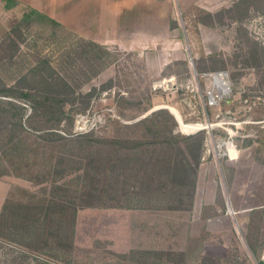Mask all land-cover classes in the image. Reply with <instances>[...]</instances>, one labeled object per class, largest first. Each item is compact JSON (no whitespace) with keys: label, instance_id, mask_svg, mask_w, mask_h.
Returning a JSON list of instances; mask_svg holds the SVG:
<instances>
[{"label":"rangeland","instance_id":"rangeland-1","mask_svg":"<svg viewBox=\"0 0 264 264\" xmlns=\"http://www.w3.org/2000/svg\"><path fill=\"white\" fill-rule=\"evenodd\" d=\"M234 3L184 9L155 49L91 47L33 11L19 53L0 31L2 82L43 102L60 77L74 100L0 108V264H264V0ZM223 71L232 94L208 108L204 76ZM161 107L202 139L198 166L178 143L186 174L166 116L132 127Z\"/></svg>","mask_w":264,"mask_h":264},{"label":"crops","instance_id":"crops-1","mask_svg":"<svg viewBox=\"0 0 264 264\" xmlns=\"http://www.w3.org/2000/svg\"><path fill=\"white\" fill-rule=\"evenodd\" d=\"M236 0H0V31L17 25L29 12L43 14L95 47L155 49L177 37L172 28L182 11L197 7L216 12ZM178 30V31H177ZM181 40H176V45Z\"/></svg>","mask_w":264,"mask_h":264},{"label":"trees","instance_id":"trees-1","mask_svg":"<svg viewBox=\"0 0 264 264\" xmlns=\"http://www.w3.org/2000/svg\"><path fill=\"white\" fill-rule=\"evenodd\" d=\"M240 2H241V0L235 2L232 5V7H237L240 4ZM224 10H226V9H222L221 11L214 13V14L210 13V12H206V11L205 12H206L207 16L214 18V17L222 14V12ZM226 11H230V10L228 9ZM44 18L47 22H49L55 26H62L58 22H56L55 20H53L47 16H44ZM27 21H29V19L26 18V16H25L17 25H15L11 29L10 34H9L11 36L10 37L11 42L15 45L16 52H18V53L20 52L21 43H24V40L23 39L21 40V38L23 36L22 30H23L24 22H27ZM199 23L206 25V24H204V22H199ZM81 40H84V39L81 38ZM84 41H86V40H84ZM86 42L91 47H95L92 42H90V41H86ZM90 51L94 52L93 49H90ZM262 51L264 52L263 47H262ZM94 53H95L96 60L99 59L100 56H98V54H96V52H94ZM15 57H16V54L14 56H11L10 59L12 60ZM43 63L45 64L46 69L52 71V67H51L50 62L46 61ZM58 78L62 84L63 92L60 91L61 93L59 94V96H57L58 98H50V97L44 95L42 97H39V99H42L43 102H38V97L36 98V95H34L33 92L26 90V88H23V85H22L23 79L22 78L20 80L14 81L12 84H7V83L2 82L1 77H0V108L2 107V105L7 104V103L14 105L15 104L14 101H16L17 103L26 101V103H29L31 105L32 111H37V109H38L37 104L38 105L40 104V107L44 108L46 111H49L50 109H52L51 102L57 101V102H59V107L57 108L58 117H60L61 115L62 116L66 115L65 108H66L67 103H69L70 105H74L73 104L74 100L73 101L69 100V98H68L69 96H67V94H69V93H67L68 90L71 89L69 84L63 78H60V77H58ZM103 87H104V85L102 86V88ZM60 97H62L63 99ZM60 99H62V100H60ZM161 115L166 116L170 122V128H169L168 132H169L170 139L172 140V143L170 144L171 147L176 146V148H178V143L181 142L180 140H183L184 142H186L187 151L190 153V154L188 153V156L190 158L194 159L195 165L198 166V163H199L198 147L200 146V140H201V143H203L202 139L197 134L196 135H190L187 138H183L180 135V133L177 131L178 124L175 121V118L167 110L163 109V110L155 111L151 115L147 116L146 118H144V119L140 120L139 122L133 124L132 127L138 126L139 124H142V125L147 124L148 122H151V120H153L154 118H157L158 116H161ZM59 121H61V118ZM126 127H131V126H126ZM43 136L47 137L48 139H51L52 137H56V138L61 139V140H67L64 137V135H61L60 132L54 128L44 130ZM80 136L84 137V136H87V134H82V135L80 134ZM107 142L113 143V144H121V140L116 139V138L115 139H109V140H107ZM131 143L134 146L140 145V143L136 142V140H132ZM252 143H253V141L249 140L247 143V146L252 145ZM177 150L179 151V153L182 157V160L176 166V169H177L176 173L186 174V167L191 166V160L186 156V154L184 153L183 150H181L180 148H178ZM193 152H195V154H193ZM196 152H197V155H196Z\"/></svg>","mask_w":264,"mask_h":264},{"label":"built area","instance_id":"built-area-1","mask_svg":"<svg viewBox=\"0 0 264 264\" xmlns=\"http://www.w3.org/2000/svg\"><path fill=\"white\" fill-rule=\"evenodd\" d=\"M208 82L206 91V105L214 108L224 99L232 94V83L229 73L226 71L206 74L204 76Z\"/></svg>","mask_w":264,"mask_h":264},{"label":"water","instance_id":"water-1","mask_svg":"<svg viewBox=\"0 0 264 264\" xmlns=\"http://www.w3.org/2000/svg\"><path fill=\"white\" fill-rule=\"evenodd\" d=\"M164 108H165V109H168L169 112L175 117L177 123L179 124L181 130L183 131V129H182V125H181V124H183V123H182V120H181L180 115H179L175 110H172V109L167 108V107L154 108L153 110H151L150 112H148L146 115L142 116V118H140L139 120H141V119L147 117L148 115H150L151 113H153V112H154L155 110H157V109H164ZM139 120H138V121H139ZM183 132H184V131H183ZM192 132H193V131H192Z\"/></svg>","mask_w":264,"mask_h":264},{"label":"bare ground","instance_id":"bare-ground-1","mask_svg":"<svg viewBox=\"0 0 264 264\" xmlns=\"http://www.w3.org/2000/svg\"><path fill=\"white\" fill-rule=\"evenodd\" d=\"M194 130H196V129H194ZM194 130H192V131H194Z\"/></svg>","mask_w":264,"mask_h":264}]
</instances>
